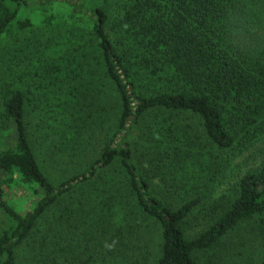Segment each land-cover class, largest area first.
Listing matches in <instances>:
<instances>
[{"label": "trees", "instance_id": "1", "mask_svg": "<svg viewBox=\"0 0 264 264\" xmlns=\"http://www.w3.org/2000/svg\"><path fill=\"white\" fill-rule=\"evenodd\" d=\"M59 1L0 0V43L21 40L32 16L49 26ZM62 1L79 34L22 38V56L0 61V264H264V0ZM107 85L113 135L52 184L28 118L74 148L102 124L75 110ZM23 186L33 203L20 214L8 197ZM248 226L233 251L228 236ZM253 243L258 259L245 261Z\"/></svg>", "mask_w": 264, "mask_h": 264}, {"label": "rangeland", "instance_id": "2", "mask_svg": "<svg viewBox=\"0 0 264 264\" xmlns=\"http://www.w3.org/2000/svg\"><path fill=\"white\" fill-rule=\"evenodd\" d=\"M29 5L38 2L39 0H25ZM113 8V2H112ZM48 15V14H47ZM49 15L53 16L52 22L49 26L45 27L44 24L40 23L39 19L31 17L33 20V26L29 28L24 34H22L16 41V37L12 39H6L0 43V61L8 60L11 57L17 55L22 56V53L18 51H13L16 46L19 44L25 43L27 38L31 40V44L37 45L38 42L44 41L49 38H53L57 35H65L68 32L74 30L75 33L79 34L85 26L82 22H75V20L71 17V8L62 0L59 2L53 3L50 7ZM48 15V16H49ZM35 21V22H34ZM17 50V49H16ZM2 59V60H1ZM95 80L96 82H100V78ZM97 98V96H96ZM115 104V105H114ZM87 112L75 110L74 118H82V121L85 120V117L92 114L94 119L96 116L100 118L102 124L97 123V128L94 125L92 129H88V133L84 131L81 138L78 139V144L75 145L74 148L69 147L65 143L62 142V139L57 137L56 135L49 134L46 135L44 133L45 129L42 126L47 128L45 124L44 117L36 116L31 114L28 118L29 125V141L32 149L34 150L36 157L38 159L39 165L49 179V181L54 184L58 185L70 178L74 175L82 173L86 170L87 163L94 160L98 155V144L104 138H109L114 133L115 123H116V116L117 113L116 109V96L112 90V88L107 85L104 88V93L98 95L94 106L89 108ZM80 124L79 122H76ZM53 125L52 123H50ZM84 125L87 126V121L84 122ZM92 124H89V128H91ZM93 130V131H92ZM92 131V132H91ZM109 133V135H107ZM97 134V139L90 140V136ZM236 164L241 166L242 171H245L244 165L242 160H237ZM237 167L233 170L237 171ZM157 184V182H155ZM163 183V182H162ZM160 187H164L165 185L159 183ZM22 186V185H21ZM87 191V189H86ZM76 195H73L70 201H75ZM8 202L14 209L20 213L24 214L30 208V204L33 203V193L32 190L28 189L26 186L21 187L20 190L16 191L12 196L8 197ZM85 202H95V201H85ZM7 220L5 216L0 212V232L3 228L6 227ZM201 222L195 219H190L185 226V233L188 238H193L196 236L198 232L202 230ZM245 227V226H244ZM249 226L246 229L238 231L230 236H228L227 241L232 245L233 251L241 250L239 244L243 240L247 239L243 237L247 230H249ZM252 244V242H251ZM250 252L248 253L247 258H244L245 261L256 262L258 259V252L257 246L253 243L252 247H250ZM238 255V254H237ZM232 258H235L239 261V256L232 255ZM253 260V261H251ZM231 260L229 259H222L220 264H229ZM21 264H25L26 262H22L20 259ZM27 264V263H26Z\"/></svg>", "mask_w": 264, "mask_h": 264}]
</instances>
